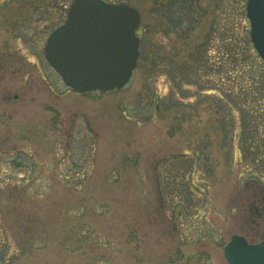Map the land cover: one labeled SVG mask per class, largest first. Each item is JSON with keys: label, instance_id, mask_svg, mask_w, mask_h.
Listing matches in <instances>:
<instances>
[{"label": "rangeland", "instance_id": "rangeland-1", "mask_svg": "<svg viewBox=\"0 0 264 264\" xmlns=\"http://www.w3.org/2000/svg\"><path fill=\"white\" fill-rule=\"evenodd\" d=\"M72 1L0 0V264H228L232 235L264 238L246 0H187L184 36L158 11L172 0L114 2L140 13L139 59L123 88L84 94L43 53Z\"/></svg>", "mask_w": 264, "mask_h": 264}, {"label": "water", "instance_id": "water-1", "mask_svg": "<svg viewBox=\"0 0 264 264\" xmlns=\"http://www.w3.org/2000/svg\"><path fill=\"white\" fill-rule=\"evenodd\" d=\"M249 37L264 66V0H246ZM139 11L126 3L73 0L65 21L47 37L46 62L79 93L123 88L139 59ZM228 264H264V239L249 244L233 235L223 249Z\"/></svg>", "mask_w": 264, "mask_h": 264}, {"label": "trees", "instance_id": "trees-1", "mask_svg": "<svg viewBox=\"0 0 264 264\" xmlns=\"http://www.w3.org/2000/svg\"><path fill=\"white\" fill-rule=\"evenodd\" d=\"M108 1V0H105ZM108 2H121V0H109ZM190 7H191V3H189V1L187 0H172L166 4H162L160 5L159 8V13L162 15L163 18H165V20L167 21L168 25L172 27V29L174 31H176L178 34H180L181 32H183L182 34H180L181 36H184L187 32H189L191 30L192 27V19L189 17L190 15ZM224 27H226L224 25ZM230 42V39H224V41L222 40V42ZM244 43H245V49L249 50L252 54H251V58L249 57V59H251L253 66H255L256 70L258 69L259 72L261 73V76L264 78V67L262 64V61L260 60V58L258 57V55L256 54L252 43L250 41L249 35H247L244 38ZM223 45V44H222ZM204 45L200 46L199 48V54L203 53V49ZM228 47L226 48V44H224V50L226 53L225 54V58L229 57V52H228ZM247 50V51H248ZM244 51V49H243ZM182 68H179L178 70L181 71ZM185 70H182L181 74H185L183 73ZM159 96H155V98L152 100V102L150 103V107L148 109V111L139 113L140 116H145L146 119L148 118H154L159 112H160V102H159ZM127 114L126 116L128 118H137L138 116H134Z\"/></svg>", "mask_w": 264, "mask_h": 264}, {"label": "bare ground", "instance_id": "bare-ground-1", "mask_svg": "<svg viewBox=\"0 0 264 264\" xmlns=\"http://www.w3.org/2000/svg\"><path fill=\"white\" fill-rule=\"evenodd\" d=\"M224 249V248H223Z\"/></svg>", "mask_w": 264, "mask_h": 264}]
</instances>
